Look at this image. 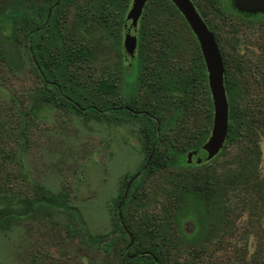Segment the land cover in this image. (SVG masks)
<instances>
[{
	"label": "rangeland",
	"instance_id": "rangeland-1",
	"mask_svg": "<svg viewBox=\"0 0 264 264\" xmlns=\"http://www.w3.org/2000/svg\"><path fill=\"white\" fill-rule=\"evenodd\" d=\"M131 2L72 0L62 8L51 31L59 30L62 40L86 53L85 60L67 70V81L63 83L78 97L115 106L130 102L134 108L150 109L160 121L169 122L160 131L159 151L172 148L174 139L184 148L197 145L201 132L209 133L212 109L206 113L212 104L209 106L206 95L192 86L180 95L154 89L153 84L160 79L150 74L153 69L146 61L148 50L154 49L149 55L155 58L166 47L161 54L168 53L163 66L174 69L172 75L178 85L196 62L193 39L180 18L170 14L171 9L148 2L140 14L135 46L125 55L122 21L127 10L122 12V7L128 3V9ZM17 3L22 8L27 1ZM217 4L232 16L230 21L222 22L213 11H208L207 19L222 50L231 53L233 34H237L240 44L243 18L230 11L228 5L235 10L230 0H218ZM151 27L163 31L156 47L155 42H148L155 39L149 38ZM18 38L8 20L1 22L0 46L7 53L8 63L0 60V211L8 208L20 212L22 200L36 197L35 186H39L45 193L65 197L66 204L77 210L85 234L111 239V232L118 230L113 201L124 188L128 191L127 181L148 157L142 149V121L124 114L100 121L90 114L77 115L39 101L42 86ZM251 40L254 46L259 43L255 31ZM236 50L240 54L241 45ZM251 51L252 59L259 61L243 72V94L238 93L236 101L240 107L256 109L264 106V56L256 52V47ZM197 67L201 81L205 78L207 83L206 71L200 63ZM258 68L262 73L256 71ZM109 78L116 82L113 92L98 94L97 84ZM254 143L259 151L258 172L264 178V131L255 127L216 161L196 163L186 170L172 165L146 176L139 173L135 197L123 216L130 231L139 234V242L146 247L152 243L144 229L146 219L153 214L170 217L171 225L166 224L153 236L162 247L161 264H264V201L258 192L249 190L250 206L241 213L221 211L215 196L208 199L202 211L189 212L178 221L163 210L175 176L186 177L197 171L211 175L218 164V172L234 169L243 144L252 147ZM70 219L59 211L36 213L29 218L21 214L19 220L0 228V264H130L121 253L127 248L125 237L91 248L66 236V227L73 223Z\"/></svg>",
	"mask_w": 264,
	"mask_h": 264
},
{
	"label": "trees",
	"instance_id": "trees-1",
	"mask_svg": "<svg viewBox=\"0 0 264 264\" xmlns=\"http://www.w3.org/2000/svg\"><path fill=\"white\" fill-rule=\"evenodd\" d=\"M17 1L19 0H0V24L4 20H8L11 24L15 39L18 37L22 39L23 48L29 59L32 72L39 79L42 86L37 96L39 101L49 102L55 107L62 108L77 115L90 114L96 120L100 121L110 118V115H115V117H117V114H124L128 118L140 119L142 121L140 130L142 149L146 151L148 156L150 155L147 166L144 169L142 167L138 170L140 176H146L154 171L165 169L172 165H178L183 170L193 167V165H188L185 162L183 151L199 147L203 143L202 141L208 138L210 130L209 133L208 130H203L201 132V141L197 145L184 148L177 143V139H174L176 141L174 142V146L162 152L158 150V145L162 140L160 131L170 123L160 121L157 114L153 113L150 109H136L130 102L121 103L117 106L100 104L92 99L78 97L73 91L66 89L63 81H67V70L78 62L85 60L86 53L85 49L75 48L62 40L59 30H54V33L51 29L56 28L58 13L72 0H26L27 3L22 8L18 5ZM217 1L218 0H190L195 10L204 21L207 29L214 37L223 67L222 82L227 102V129L221 149L210 159L214 161H216L218 157L224 155L230 148L238 145L241 140H244L246 135L252 131V127L263 129L264 131V106H258L256 109L246 106L240 107L236 101L237 94L239 93L238 96L243 94V72L249 69V67L254 64V61L258 62L259 58L253 60V56H249V58L243 56L242 71L240 62L242 55L237 52L234 46L235 42L238 40L235 38V41L233 38L229 56H231L233 60L234 69L231 70L229 65L227 66L229 56L227 57V52L222 50V45L220 44L218 36L207 19L208 11H213L216 12L217 17H221L222 22L228 23V21H230L232 16L227 15V13L218 6ZM148 2L158 3L163 7L171 9L170 14L180 18L190 33L196 48V55H194L196 62L192 65V68L186 72L188 73L187 76L185 75L186 78L183 80V77L182 81L178 80V85H176V81L172 75V73L175 72L174 69L170 68L168 65L165 69L163 66L165 59L167 60L168 58V53L166 55L164 54V56L161 55L166 50L165 45V48L163 47L164 51H159V56L155 58L149 55L153 53L154 49L148 50V58H146V61L151 69H153L150 74L160 79V82L157 81L153 84V88L162 90L166 95H180L184 93L187 88L192 86L198 88L199 93L206 95L204 97L210 106V94L206 80L204 78V81H201L197 73L200 71L197 67L198 63H200L204 73L205 69L193 34L190 32L180 13L169 0H146L142 9ZM127 7L128 3L124 4L122 12L128 11L129 8L127 9ZM139 20L140 17L137 21L136 38ZM151 28L152 30L150 31L152 32L149 38L155 37V39H151L148 42H155L154 47H156L157 39L163 37V31L158 28L155 29V27ZM263 56L264 52L262 54V57ZM7 59L8 56L6 51L0 46V60L8 63ZM260 62L262 61L260 60ZM260 69L261 68H258L256 71L259 70L262 73ZM157 75L159 77H157ZM115 84L114 78L102 80L97 84L95 91L98 94H110L115 89ZM184 102L185 101H183V103ZM211 109L212 106L208 107L206 114H209ZM193 136H195V134ZM242 148V155L235 157L236 167L234 169L218 172L220 166V164H218L212 168L211 175H201L200 172L197 171L195 173H187L186 177L184 175L175 176V181L172 180L170 182L171 189L167 204L163 207V210L170 212L173 220L178 221L189 212L202 211L205 203L213 196L219 199L217 200V204L218 206L220 205L221 211H231L232 213L235 211L241 213L242 209L244 210L245 207L250 206V196L247 197V193L258 192L260 194V200L264 201V178H261L258 172L257 163L259 151L257 146L255 143L252 147H247L243 144ZM130 179L126 183V185L129 183L128 191L125 192L124 188L113 201V214L116 218L118 230L111 232L114 236L111 239H109L107 235L91 237L85 234L83 223L78 216L77 210L66 204L65 197L53 196L45 193L39 186H35L37 191L36 197L22 200L23 207L20 212H13L8 208H4L0 211V228H7L9 222L19 220L21 214L29 218L36 213H46L49 211L64 212L71 218L70 221L73 220V223L71 222V224L66 227V236L68 238H77L88 247L100 248L102 245L107 246L112 241L125 237L127 239V248L124 247L121 253L124 258H128L127 262L130 264H161L164 254H162L161 251L162 247L155 243L153 236L165 227L166 224L168 226L171 225V221L168 220L170 217L168 215L164 217V219H167L164 224L161 223L164 219L159 218V216L155 214L146 219L147 222L144 225V229L147 235L151 237L152 243L148 247L140 243L139 237L141 236L130 231L129 225L123 216L130 200L135 197L134 191L139 176L131 181ZM249 190L251 191L249 192ZM132 248L133 252H128Z\"/></svg>",
	"mask_w": 264,
	"mask_h": 264
},
{
	"label": "water",
	"instance_id": "water-1",
	"mask_svg": "<svg viewBox=\"0 0 264 264\" xmlns=\"http://www.w3.org/2000/svg\"><path fill=\"white\" fill-rule=\"evenodd\" d=\"M145 1L132 0L122 22V48L125 55L135 46L137 21ZM169 1L180 13L196 39L206 71L207 87L212 104V123L208 138L199 147L185 155V162L188 165H193L213 158L224 143L227 129V102L222 82L223 67L213 35L197 14L190 0ZM230 4L241 14L257 13L264 9V0H230ZM149 158L150 155L147 157L143 169L147 166ZM138 175L139 172L130 181ZM128 186L129 183L126 185V189Z\"/></svg>",
	"mask_w": 264,
	"mask_h": 264
},
{
	"label": "flooded vegetation",
	"instance_id": "flooded-vegetation-1",
	"mask_svg": "<svg viewBox=\"0 0 264 264\" xmlns=\"http://www.w3.org/2000/svg\"><path fill=\"white\" fill-rule=\"evenodd\" d=\"M228 7L231 9L230 11H233L236 15L240 16L241 18H243V35L241 36V39L239 40L240 44H238L237 43L238 41H237V42H235V45H234L235 48H237V46L239 47L240 45L242 47V50H241V53H240L242 55V58H241L240 62H241V67H242V71H243V56H245L246 58H249V56L252 57L253 56V52L251 50L254 47H256V52H258L259 54H263V52H264V9L259 10L257 13H249V14L243 13V14H241V13L233 10L229 5H228ZM254 31L256 32V37L259 39V43H257L256 46H254V43L251 40V37H253V32ZM236 37H238L237 34H233L234 40H235ZM250 45H252L253 48ZM230 49H231V47H230ZM229 55H230V52L227 53V57ZM228 65H229V68H231V70L234 69L233 60H232L231 56H229V58L227 60V66ZM242 83H243V78H242Z\"/></svg>",
	"mask_w": 264,
	"mask_h": 264
}]
</instances>
